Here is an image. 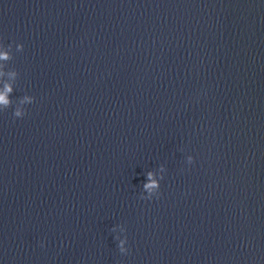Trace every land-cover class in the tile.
<instances>
[{
    "label": "water",
    "instance_id": "1",
    "mask_svg": "<svg viewBox=\"0 0 264 264\" xmlns=\"http://www.w3.org/2000/svg\"><path fill=\"white\" fill-rule=\"evenodd\" d=\"M28 264H264V0H62Z\"/></svg>",
    "mask_w": 264,
    "mask_h": 264
},
{
    "label": "clouds",
    "instance_id": "2",
    "mask_svg": "<svg viewBox=\"0 0 264 264\" xmlns=\"http://www.w3.org/2000/svg\"><path fill=\"white\" fill-rule=\"evenodd\" d=\"M0 58L2 59H7V56L6 54L4 55H0ZM11 91V88L10 87H7L6 88V92L3 93V94H0V103L2 104H5L7 105L9 103L8 99H7V92H10ZM14 117L16 118H23L26 114H23L21 113L20 111H16L14 112ZM189 161L191 162L192 160V157H189L188 158ZM154 177V174L152 172H148L146 174V180L147 182L143 184V188L146 189L149 193H152L154 190L156 191V195L155 197L156 198H159V190H160V181L164 179V177H160V180H156L153 178ZM141 199H144V200H151L153 197L151 195L147 196V197H144L142 194H141ZM125 240H121L118 244V249L120 251V253L122 254H126L128 252V248H125L124 245H125ZM43 246V244H42Z\"/></svg>",
    "mask_w": 264,
    "mask_h": 264
}]
</instances>
